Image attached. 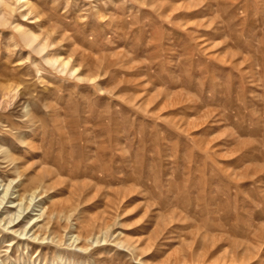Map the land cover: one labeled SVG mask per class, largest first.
<instances>
[{"label": "rangeland", "instance_id": "rangeland-1", "mask_svg": "<svg viewBox=\"0 0 264 264\" xmlns=\"http://www.w3.org/2000/svg\"><path fill=\"white\" fill-rule=\"evenodd\" d=\"M0 201V264H264V0H0Z\"/></svg>", "mask_w": 264, "mask_h": 264}, {"label": "bare ground", "instance_id": "bare-ground-1", "mask_svg": "<svg viewBox=\"0 0 264 264\" xmlns=\"http://www.w3.org/2000/svg\"><path fill=\"white\" fill-rule=\"evenodd\" d=\"M27 38H28V37H27ZM28 39H29V40H27V41H29V43H30V38H28ZM27 43H28V42H27ZM36 46H37V45H36ZM36 49H37V48H36ZM37 50H38V49H37ZM35 51H36V50H35ZM38 51H39V50H38ZM53 61L56 62V61H59V59H58V60L53 59ZM49 62H51L50 59H49ZM59 62H60V61H59ZM59 62H58V63H59ZM52 63H53V62H52ZM66 64H67V63H63V64H61V66L64 65V68H65V65H66ZM59 65H60V64H59ZM60 68H61V67H60ZM62 70H63V69H62ZM73 70H74V69H72L71 71H73ZM73 72H74V71H73ZM73 72H72V73H73ZM0 202H1V201H0ZM11 220H12V219H11ZM11 220H10V221H11Z\"/></svg>", "mask_w": 264, "mask_h": 264}]
</instances>
